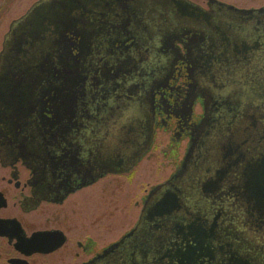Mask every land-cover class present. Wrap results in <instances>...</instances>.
I'll list each match as a JSON object with an SVG mask.
<instances>
[{
	"label": "flooded vegetation",
	"instance_id": "af4514ba",
	"mask_svg": "<svg viewBox=\"0 0 264 264\" xmlns=\"http://www.w3.org/2000/svg\"><path fill=\"white\" fill-rule=\"evenodd\" d=\"M189 1L209 12V29L181 28L178 0L155 2L169 11L158 24L152 22V2L144 15L133 8L138 18L132 15L128 28L119 13L112 14L113 27L97 31L88 44L81 97L51 91L41 98L36 83L26 79L10 86L17 100L9 98L14 92L1 97L0 264H153L158 258L151 248L153 230L140 218L163 184L170 185L165 192L178 196L173 213L179 218L203 208L207 193L214 199L205 207L213 212L242 207L240 227L228 216L220 220L227 249L205 264H229L233 252L264 264V218L246 192L250 164L264 162V4L241 8L220 0H206V6ZM67 36L75 58L81 37ZM149 105V149L129 170L105 171L108 162L136 153V140L147 136ZM160 131L167 138L164 155H175L186 141L183 159L144 195L133 225L105 237L110 226L99 213L100 203L117 197L109 179L131 173ZM194 147L195 169L188 173ZM182 175V187L174 186ZM209 180L212 185L205 187ZM174 237L177 248L182 236ZM138 245L144 253L137 254Z\"/></svg>",
	"mask_w": 264,
	"mask_h": 264
},
{
	"label": "water",
	"instance_id": "95a60500",
	"mask_svg": "<svg viewBox=\"0 0 264 264\" xmlns=\"http://www.w3.org/2000/svg\"><path fill=\"white\" fill-rule=\"evenodd\" d=\"M165 1L168 0H38L25 15L12 22L10 30L5 36L4 48L0 53V99L4 95L8 97L14 92V89L10 87L11 84L16 85L24 79L30 81V84L33 81L36 83L40 97L51 91H54L57 96L81 97L85 81L82 61L91 49L92 44L90 47L88 44L93 43L95 37L92 36L97 31L101 32L109 26L113 27L109 24L113 21L110 17L112 14L119 13L121 18L127 22L125 28H128L131 16L133 15L136 20L138 18L133 12L135 10L133 8L136 7L138 14L144 15L147 13L146 8L150 2L153 3L150 11L154 15V20L151 18L152 22L158 24L160 19L167 17L169 11L157 9L155 2L164 4ZM178 1L180 6L178 17L184 21L180 23L181 28L188 25L190 32H203L210 28L209 12L189 0ZM217 3L225 5L219 1ZM225 8L229 11L234 9L233 6L227 4ZM68 33L81 37L78 44L80 54L75 58L71 56ZM16 92L9 98H14ZM14 99L17 100L18 97ZM58 108L63 109L62 107ZM37 112L38 110L35 112L38 115ZM144 115L148 116L147 136L143 140L142 138L136 140V153L126 161L122 159L108 162V165L104 167L105 171H119L118 167H121L120 171L129 170L149 149L153 138V115L150 105ZM196 152H198V147L193 148L187 160L186 172L188 173L195 169ZM184 181L185 175H182L180 180L174 181L173 185L177 186L180 183V187H182ZM247 182L249 187L246 191L247 197L254 201L253 210H258L259 216L263 219L264 162L259 166L258 162L250 164ZM211 185L212 182L209 180L205 187ZM169 186V184L158 186L147 202L140 218V224H145L148 221L153 230L151 248L158 257L154 258L153 264H205L208 260L213 259L217 252H225L228 244L222 236V231H225L224 226L219 222L228 216L233 224L240 227L245 220L242 207L239 206L229 212L223 209L213 212L209 207H205L209 206V201L214 199L213 195L207 193L203 196L205 198L204 206H201L203 208L190 209L187 216L186 213H181L179 218L173 213L179 205V199L177 194L170 191L165 192ZM203 186L202 184V188ZM238 195L239 193L236 194V197L241 201V196ZM192 208H196L195 205ZM137 234L135 233V235ZM177 234L182 236V242L177 248H172V240ZM215 240L218 242L217 245L214 243ZM137 247V254L144 253L145 248L139 245ZM125 250L126 247L120 248V254H124ZM230 259L231 261L228 259L223 261H230L229 264L232 262L234 264H251L237 252H233Z\"/></svg>",
	"mask_w": 264,
	"mask_h": 264
},
{
	"label": "rangeland",
	"instance_id": "374dc122",
	"mask_svg": "<svg viewBox=\"0 0 264 264\" xmlns=\"http://www.w3.org/2000/svg\"><path fill=\"white\" fill-rule=\"evenodd\" d=\"M38 0H0V51L6 33L9 31L12 22L23 16L29 8ZM204 6L206 0H193ZM231 3L241 8H258L264 4V0H220ZM167 145V138L158 132L157 141L151 152L140 161L134 170L126 175L111 177L113 185L109 190L115 189L117 197L113 200L105 198L104 203H100L99 213L104 215L105 224L109 225V231L105 237L122 235L133 225L134 220L139 215L142 207V198L149 189L167 180L177 169L185 152L186 141L180 145L178 153L163 154V149ZM108 180V181H109ZM106 182H103V185ZM116 183V184H115ZM118 188V189H117ZM101 190V187H99ZM98 189H95L96 192ZM107 197V196H106ZM138 202V205H136ZM131 205V206H130Z\"/></svg>",
	"mask_w": 264,
	"mask_h": 264
}]
</instances>
